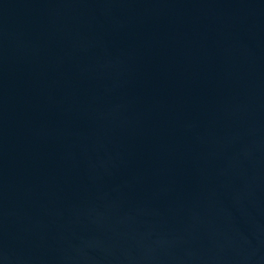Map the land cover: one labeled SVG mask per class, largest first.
<instances>
[{
  "label": "water",
  "instance_id": "1",
  "mask_svg": "<svg viewBox=\"0 0 264 264\" xmlns=\"http://www.w3.org/2000/svg\"><path fill=\"white\" fill-rule=\"evenodd\" d=\"M0 264H264V0H0Z\"/></svg>",
  "mask_w": 264,
  "mask_h": 264
}]
</instances>
